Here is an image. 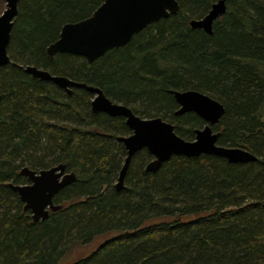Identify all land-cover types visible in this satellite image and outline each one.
<instances>
[{
	"label": "trees",
	"instance_id": "16d2710c",
	"mask_svg": "<svg viewBox=\"0 0 264 264\" xmlns=\"http://www.w3.org/2000/svg\"><path fill=\"white\" fill-rule=\"evenodd\" d=\"M104 0H19L0 66V264H264V0H227L213 33L193 28L217 0H178L161 18L89 63L47 47L62 26L90 16ZM100 87L142 117L161 116L193 140L206 121L176 114L172 90L196 89L221 101L218 143L240 146L254 161L173 155L157 171L147 149L131 159L116 188L132 132L123 116L94 112V94L72 92L25 70ZM64 163L77 179L58 192L62 205L34 221L10 186L28 183L23 166ZM101 241L92 250L77 249Z\"/></svg>",
	"mask_w": 264,
	"mask_h": 264
},
{
	"label": "water",
	"instance_id": "95a60500",
	"mask_svg": "<svg viewBox=\"0 0 264 264\" xmlns=\"http://www.w3.org/2000/svg\"><path fill=\"white\" fill-rule=\"evenodd\" d=\"M226 1H215L205 16L191 20V26L212 34L214 22L226 12ZM179 9L178 0H104L90 16L65 23L59 38L47 47L48 56L52 58L56 53L69 52L84 56L89 63H93L108 50L126 45L134 34L161 18L177 13ZM18 12L19 0H6V7L0 14V66L11 62L8 46ZM25 70L40 79L53 81L69 93L74 86L84 87L94 94L91 103L94 112L102 111L125 117L132 132L118 136V141L123 142L127 150L116 182L118 190L124 187L132 157L143 148H147L154 156L146 166L148 171H157L173 155L194 157L204 153L216 154L224 156L230 162L257 159V156L246 148L218 143L221 132L213 126L225 113V106L205 92L196 89L172 90L179 103L177 115L195 112L206 121L202 128L196 129L195 139L187 140L176 132L172 122L161 116L142 117L130 106L110 99L98 86L76 81L65 75L53 74L36 65H27ZM21 174L28 178V183L9 184L21 197L24 208L31 210L34 221L45 220L50 211L60 209L62 205L55 203V195L77 179L76 173L67 171L64 163L39 170L25 165Z\"/></svg>",
	"mask_w": 264,
	"mask_h": 264
},
{
	"label": "rangeland",
	"instance_id": "374dc122",
	"mask_svg": "<svg viewBox=\"0 0 264 264\" xmlns=\"http://www.w3.org/2000/svg\"><path fill=\"white\" fill-rule=\"evenodd\" d=\"M6 7V0H0V14L4 11ZM102 238H98L95 242L87 245V246H84V247H81L79 249H77V251H75L73 254H72V257L73 256H77V255H80V254H83L85 252H88L90 250H92V248H94L100 241H101Z\"/></svg>",
	"mask_w": 264,
	"mask_h": 264
}]
</instances>
